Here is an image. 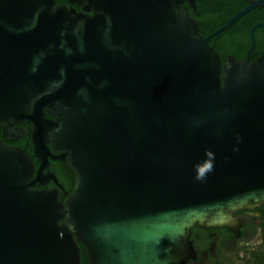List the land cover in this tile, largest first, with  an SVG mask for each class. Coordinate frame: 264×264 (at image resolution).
I'll use <instances>...</instances> for the list:
<instances>
[{
    "label": "water",
    "instance_id": "obj_1",
    "mask_svg": "<svg viewBox=\"0 0 264 264\" xmlns=\"http://www.w3.org/2000/svg\"><path fill=\"white\" fill-rule=\"evenodd\" d=\"M57 1L0 0L2 136L30 137L37 175L74 174L59 201L0 139V264H81L80 246L88 264H186L194 227L264 204V24L243 59L210 45L264 0L207 37L195 0Z\"/></svg>",
    "mask_w": 264,
    "mask_h": 264
},
{
    "label": "flooded vegetation",
    "instance_id": "obj_2",
    "mask_svg": "<svg viewBox=\"0 0 264 264\" xmlns=\"http://www.w3.org/2000/svg\"><path fill=\"white\" fill-rule=\"evenodd\" d=\"M206 1L207 0H195L194 8L190 7V5L186 3L188 13L190 17L195 20L198 28L200 23L203 24L205 22L200 6L206 7ZM223 1V8L221 7L220 10H217V12L214 11V13H222L224 15L227 13L230 14L225 20L223 19L225 22L219 28H221L237 12L248 7L250 3L258 0ZM191 12L195 17L191 16ZM211 15L214 17V14ZM245 17L247 23L251 25L250 30L257 24H264V6L251 9ZM211 19L214 20V18L207 17L205 20L210 22ZM235 23H237V21ZM235 23L232 24L230 28L234 27L236 25ZM205 26L206 28L212 27L209 24ZM216 36L217 35L214 37ZM214 37H212L211 40ZM254 39L255 47L250 55V60H253L252 56L257 48V43L261 46V51L257 56L264 53V26L258 27L254 31ZM248 48L242 58H237L234 55L229 56H233L237 59H243L246 56ZM47 116L49 117V115ZM28 126L31 128L30 124H28ZM27 137L29 136L24 135L19 137L17 140L10 142L6 141L3 136L0 139L9 146L19 147L26 150V152L32 157L34 164V174L32 177V180L35 182L34 186L39 189L56 191L58 200L65 202L68 196L66 190L67 185L72 183L73 186L74 183V176H72V182H70V176L66 175V170L68 171L67 160L49 159L47 168L43 169V171L37 175V170L40 164L37 158L34 157L33 145L31 141L26 144L23 143ZM48 146L50 147V145ZM29 149L32 151L30 152ZM58 155L59 153L53 152V156ZM234 218L237 220L236 227H221L215 229L194 227L191 230L189 239L192 241L195 257L190 259L186 264H251L254 255L260 252L262 247H264V204L253 210L238 211L234 214Z\"/></svg>",
    "mask_w": 264,
    "mask_h": 264
},
{
    "label": "trees",
    "instance_id": "obj_3",
    "mask_svg": "<svg viewBox=\"0 0 264 264\" xmlns=\"http://www.w3.org/2000/svg\"><path fill=\"white\" fill-rule=\"evenodd\" d=\"M61 3L66 4L67 0L57 1V4H61ZM223 4H224L223 0H207L205 4L206 7L200 6L202 10L200 11L203 13L204 21H205L203 24L200 23L199 25V32L203 37H207L210 34H212L216 29H218L225 22L223 21V19L225 20L229 16L230 13H227L226 15L222 13L220 14L214 13V11L217 12V10H220ZM211 14H214V17ZM191 16L195 17L192 12H191ZM206 17L214 18V20L211 19L210 22H207V20H205ZM208 24L211 25L212 27L206 28L205 25H208ZM235 24L236 25L234 27L224 30L223 32L218 34L216 37H214L210 41V45L215 46V49L216 51H218L222 60H224L229 55H234L237 58H242L245 55L246 49L250 45L249 32H250L251 25L247 23L246 17L245 16L242 17ZM256 47L257 48L254 51V54L252 56L253 60L258 57L257 55L261 51L260 50L261 46L259 43H257ZM0 138H2L1 128H0ZM28 142H30L29 137H27V139L23 143L26 144ZM29 151L31 152L32 150L29 149ZM66 175L70 176L69 181L72 182V176H74V174L71 171L66 170ZM72 188H73L72 183H69V185H67V188H66L68 195L71 193ZM80 249H81V264H88V259H87V255H86L84 248L80 246ZM251 264H264V247H262L260 252L254 255V258L251 261Z\"/></svg>",
    "mask_w": 264,
    "mask_h": 264
},
{
    "label": "bare ground",
    "instance_id": "obj_4",
    "mask_svg": "<svg viewBox=\"0 0 264 264\" xmlns=\"http://www.w3.org/2000/svg\"><path fill=\"white\" fill-rule=\"evenodd\" d=\"M10 136H13V135L10 134ZM39 154H40V158H41V160L43 161V164L46 165V161H45V159H46L45 156H46V155H45V153H43V152L40 151Z\"/></svg>",
    "mask_w": 264,
    "mask_h": 264
}]
</instances>
